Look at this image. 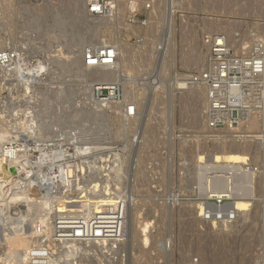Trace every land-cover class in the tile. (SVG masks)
Here are the masks:
<instances>
[{"label":"rangeland","instance_id":"obj_1","mask_svg":"<svg viewBox=\"0 0 264 264\" xmlns=\"http://www.w3.org/2000/svg\"><path fill=\"white\" fill-rule=\"evenodd\" d=\"M119 1L122 19L116 25L109 22L100 24L101 28L98 29L105 30L101 38L95 32V29L98 30V19L86 15V0H0V50L16 52L18 59L15 67L19 65L22 71L38 67L40 63L47 68L46 72L43 69L45 74L43 71L39 72L38 79L28 81L30 88L26 90V80L17 76L16 71L10 75L0 74V130L5 129L9 135H14L16 132L13 131L17 128L39 124L44 127L45 123L44 132L47 135L52 134L51 130L61 128L74 135L84 130L81 134L86 138L90 137L88 140L94 142L90 144L95 145L115 143L124 138L123 125L117 115L118 108H96V104H90L89 88L96 82L92 83V79L88 78L94 75L85 72L86 67L80 68V61L78 63L77 60L85 46L114 41L121 48V65L128 69V73L120 71V74L136 75L139 78L141 70L148 66V55L154 54L155 42L163 31L164 14L172 17L169 42L174 49L175 69L185 74L201 69L206 64V58L200 57L206 55L200 42L203 31L225 32L233 52L241 51L250 31L257 32L264 40V0H136L140 17L148 20L147 27L123 25L127 0ZM147 3H150V7H146ZM138 35L146 38L145 43H133V38ZM187 47L192 54L195 53L193 56ZM190 56L193 58H189ZM186 61H190L189 65ZM200 61L203 62L198 64ZM139 62L143 65L139 66L140 69L135 65ZM170 69L161 68L160 75L170 74ZM34 73L33 77L36 76ZM163 80L165 82L156 91L145 84H135L136 81L128 80L125 83V94L140 98L138 108L145 112L144 120L141 121L145 127L142 131L145 148L153 152L159 145L162 133L151 126L159 125L166 131L169 140V163L164 166L166 188H182L184 196L175 206H168L165 197H137L135 205L140 213L138 219H151L148 231L150 240L146 244H133L128 230L121 260L108 262L100 255L103 248H97L88 254L81 253V259L73 258L71 264H264V141L251 137L229 142L208 141L202 121V93L198 90L176 92L168 89L166 79ZM155 97H160L162 101ZM50 125L51 128L48 127ZM259 129L261 131L263 127L256 128L258 131ZM6 133L0 131V137ZM94 134L97 137L99 135V139ZM7 138H0V141H9V137ZM226 143L228 147L246 149L248 159L247 163L242 164V169L252 174L245 181V187L250 191L241 190L240 194L243 192V195L239 191L229 196L226 195L227 192H222L220 196L216 192L212 194H217V197L234 196L235 198L222 199L220 204L227 203L226 206L238 199L246 200L251 205L246 211L234 214L235 218L231 221H203L196 204L217 203V200L209 199L204 191L207 180H202L201 183L198 181V157L203 158L202 162L212 158L213 153ZM218 167L210 170L209 174L222 176L226 175L227 170L231 172L230 165ZM242 169L233 168L232 172L239 177L240 174L244 175ZM223 180L226 182L227 179L223 177ZM226 184L227 182L221 190L227 191ZM234 185L230 186V190ZM1 206L3 205L0 204ZM208 207L210 210H219L213 206ZM13 209L11 207L8 212L15 218ZM131 209L128 211L130 218ZM1 212L2 207L0 215L3 213ZM23 213L20 216L23 217ZM131 221L130 219V223ZM131 227L132 224L130 229ZM166 240L169 248L163 246ZM0 244V264H13L14 261L6 253L8 250L5 249L4 241ZM61 249L63 248L60 246L54 247L55 254L57 251L60 253ZM66 263V260L60 259L56 264Z\"/></svg>","mask_w":264,"mask_h":264},{"label":"built area","instance_id":"obj_2","mask_svg":"<svg viewBox=\"0 0 264 264\" xmlns=\"http://www.w3.org/2000/svg\"><path fill=\"white\" fill-rule=\"evenodd\" d=\"M146 7H150V3ZM119 11V0H86V15L90 18L105 19L116 25L122 19ZM162 20L163 31L155 42L154 54L148 55L150 62L141 70L139 78L120 74L122 53L114 43L89 45L82 52L85 66L117 71L118 77L114 80L98 81L92 86L89 102L105 108H118L124 138L115 143L94 145L85 135H69L63 128L51 130L52 134L47 135L40 124L17 128L14 135H9L5 129L0 130L8 132L10 138L9 141H0V153L7 154L8 158L19 156L27 172L21 174L26 182L23 180L18 186L25 190L29 202L41 208L40 214L31 216L33 222L26 219L28 216L20 219L24 228H30L37 239L23 253L26 264H48L56 255L55 245L68 242L83 246L95 243L104 247L100 255L108 262L119 261L128 236V211L135 205L136 198L165 197L168 206H175L184 196L182 188H166L164 166L169 163L166 131L159 125L151 126L162 134L156 151L145 148L142 134L145 127L141 124L145 112L138 108L140 98L125 94L126 81H136L135 84H145L156 91L166 79L168 89L176 92L202 91V121L206 128L205 138L210 142L245 138L237 127L264 111V40L257 32L250 31L241 51L233 52L225 32L203 31L200 42L206 54L205 66L186 74L175 66H167L171 68L170 74L161 76L163 62L170 59L166 46L172 34V17L164 14ZM122 22L128 27L148 25L147 18L140 17L136 0H127ZM145 41L141 35L133 38L137 45ZM17 59L16 52L0 50V73L15 74L18 68V73L26 76L20 66L15 67ZM135 65L140 69L142 64ZM224 129L230 130L233 138L219 133ZM231 172L227 170L226 175H222L227 179V191L236 176ZM206 174L204 191L217 203L202 204L201 214L198 212L200 219L231 221L234 214L224 210L227 203H220L222 199L234 196L212 194L209 182H213L216 175ZM12 179L10 177L9 183ZM208 206L219 210H210ZM163 246L170 247L168 240ZM75 255L74 260H79L82 254L77 251Z\"/></svg>","mask_w":264,"mask_h":264},{"label":"bare ground","instance_id":"obj_3","mask_svg":"<svg viewBox=\"0 0 264 264\" xmlns=\"http://www.w3.org/2000/svg\"><path fill=\"white\" fill-rule=\"evenodd\" d=\"M120 2V1H119ZM84 3V2H83ZM84 7V4L82 5ZM83 9V8H82ZM126 9V8H125ZM85 16V14H84ZM108 22L107 20L105 19H98V25L96 26L97 29L98 28H101L100 27V24H103V23H106ZM102 26V25H101ZM227 30V28H226ZM95 32H97L96 34H98V37L101 36H104L103 35V32H105V30H101V29H98L96 30L95 29ZM97 36V35H95ZM109 43H114V45H118V48L120 47L119 44H117L116 42L114 41H108ZM107 42V43H108ZM235 43V42H234ZM234 45V44H233ZM86 47V46H85ZM84 47V48H85ZM167 52L166 54L169 56L170 59L166 60L163 62L162 64V67L166 68L167 66H170V67H174V62H175V59L173 57V53H174V49L172 47V45L170 44V42H168L167 46ZM189 48V47H187ZM193 48V47H192ZM190 49V48H189ZM195 49V48H194ZM193 49V50H194ZM196 50V49H195ZM194 50V51H195ZM191 49L189 50V53L192 54V51ZM195 54V53H194ZM192 54V56L194 55ZM202 53L200 52V55ZM188 55V54H187ZM190 55V54H189ZM188 55V56H189ZM82 56V55H81ZM81 56L78 57V63L80 61V68H84L86 67L85 69V72H88L89 74L91 75H94V77L92 78H88V79H92V83H95V82H98V81H107V80H114L115 78L118 77V74H117V71L116 70H108L106 68H100V67H90V66H85L82 62V58ZM192 56H190L189 58H193ZM197 56V55H196ZM195 56V57H196ZM199 56V55H198ZM184 57V56H183ZM194 57V58H195ZM202 57V59L205 57V56H200ZM185 58V57H184ZM183 58V59H184ZM187 58V57H186ZM188 58V60H189ZM200 59V58H199ZM198 59V61H199ZM75 60V62H76ZM193 60V59H192ZM191 60L192 64H193V61ZM201 60V59H200ZM122 61V60H121ZM194 61H196L194 59ZM55 62V61H54ZM74 62V63H75ZM183 62V61H182ZM187 62V61H186ZM185 62V63H186ZM203 62V61H202ZM201 61L198 62L199 63H202ZM121 63V62H120ZM184 63V62H183ZM188 65L190 63L187 62ZM197 63V62H196ZM194 63V64H196ZM46 64V63H45ZM63 64V63H62ZM37 65V64H36ZM201 65V64H200ZM19 66V65H18ZM76 67L77 69L79 68ZM121 68H122V71L123 72H127L128 73V69L124 66V65H119ZM187 66V64H186ZM197 66V64L195 65ZM203 67V66H202ZM201 67V68H202ZM18 69V68H16ZM21 69V68H20ZM43 69L47 70L46 66H44L43 64L40 63V65H38V67L36 66L35 68H32V69H25L27 70L25 73H26V76L24 75H21L19 74L20 72L18 70H15L16 71V74L17 76H20V78L22 77L23 79L22 80H30L31 79H35V77H38L39 76V72L43 71ZM131 69V68H130ZM22 70V69H21ZM70 70V69H69ZM19 72V73H18ZM34 73V76L32 75V73ZM44 72V71H43ZM1 74V73H0ZM87 74V73H86ZM13 75V74H12ZM86 77V76H85ZM87 78V77H86ZM16 80V79H15ZM24 80V81H25ZM11 82V81H9ZM19 82V81H18ZM29 82H24V90H26L28 87L30 88V83ZM32 82V81H31ZM14 83V81L12 82ZM7 84V83H6ZM11 84V83H10ZM8 86V85H7ZM14 86V85H13ZM17 86H18V83H17ZM28 88V89H29ZM33 88V87H32ZM37 89V88H36ZM87 89V88H86ZM10 90V89H9ZM38 90V89H37ZM89 92H90V95H91V92H92V86L89 88ZM60 91V90H59ZM27 92V91H26ZM34 92H36V90H34ZM62 92V91H61ZM202 93V91H200ZM197 93V92H196ZM199 94V93H198ZM89 95V96H90ZM158 95V94H157ZM156 95V96H157ZM160 95V94H159ZM158 95V96H159ZM196 95V94H195ZM201 98L203 100V94H201ZM32 98V97H31ZM88 98V97H87ZM156 98V97H155ZM160 98V97H159ZM157 99V100H161V99ZM173 98V97H172ZM89 99V98H88ZM162 101V100H161ZM204 102V101H203ZM161 103V102H160ZM91 104V103H90ZM96 104V103H95ZM94 104V106H95ZM15 105V104H14ZM93 105V104H92ZM93 106V107H94ZM22 107V106H21ZM97 107H100L101 108V105L100 104H96V108ZM113 107V106H112ZM20 109V108H19ZM17 110V109H16ZM28 110V109H27ZM29 111V110H28ZM24 115V114H23ZM193 115V114H192ZM191 115V116H192ZM190 116V117H191ZM26 117V116H25ZM193 117V116H192ZM191 119V118H190ZM196 119H198L196 117ZM194 118V120H196ZM47 120V119H46ZM193 120V119H191ZM190 120V121H191ZM193 120V121H194ZM27 122V121H26ZM197 122V121H196ZM9 123V122H8ZM19 123V122H18ZM24 123V122H23ZM31 123V122H30ZM193 123V122H192ZM191 123V125H193ZM260 123L262 126H260ZM13 124V123H12ZM28 124V123H27ZM195 124V123H194ZM10 125V124H9ZM190 126V125H189ZM13 127V126H12ZM18 127V126H17ZM45 123H44V128H45ZM48 127H52V125L48 126ZM47 127V128H48ZM55 127V126H54ZM260 127H263V130L259 131L256 130V128H260ZM15 128V127H14ZM24 128V127H23ZM72 128V127H71ZM82 129V128H81ZM79 128V130H81ZM86 130V128H83ZM88 129V128H87ZM89 130V129H88ZM238 132H241L244 134L245 137H248V138H256V139H261L262 141H264V111L262 113H260V115H256L252 118H249L246 122H243L239 125V127H237ZM256 130V131H255ZM76 131V130H75ZM74 131V133H75ZM84 130H82L81 132H83ZM73 132V131H72ZM81 132H79L81 134ZM88 132V131H86ZM85 132V133H86ZM252 132H257L256 134H252ZM71 134V132H68L67 134ZM78 133V134H79ZM84 133V132H83ZM95 133V132H94ZM219 133H224V136L227 137H231V131L230 130H227V129H224L223 131L219 132ZM248 133L250 135H248ZM69 134V135H70ZM77 134V133H76ZM97 134V133H96ZM94 134V135H96ZM99 134V133H98ZM100 135V134H99ZM98 135V137H100ZM8 135H4L2 134V136L0 138H3V137H7ZM92 136V135H91ZM97 137V135H96ZM97 137V138H98ZM88 138V137H87ZM90 138V137H89ZM93 138V137H92ZM101 138H103L101 136ZM233 138V137H231ZM8 139V138H7ZM10 139V138H9ZM91 139V138H90ZM99 139V138H98ZM104 140V139H103ZM2 141V140H1ZM89 141V140H88ZM90 142V141H89ZM101 142V141H100ZM99 142V143H100ZM90 143H94V142H90ZM95 143L98 144L95 140ZM103 144V143H102ZM220 144V143H219ZM228 143L225 144H222V148L216 152L213 153L212 155V158H208L207 160H204L202 162V157L199 156L198 157V160H199V166L198 167V181L201 183L202 180H207V172H209L210 170H212L213 168L216 169L218 166H222V165H225L226 166H231V171L233 168H236V169H242L243 165L242 164H245L247 163V153H246V149L243 148V147H228L227 146ZM95 145V144H94ZM236 145H239V144H236ZM18 155L16 154L13 158H8L7 157V154H4V153H0V201L3 206L2 207V214L0 215V242L1 241H4V245H6L5 249L7 248L8 252L6 251L8 257L14 261L13 264H26L25 261H24V252L30 248L33 244L36 243L37 239L35 238V234H33V232L30 230V228H27L25 229L23 224L20 222V219H23L24 216H28L26 217V219L28 220H31V222H33V216L34 217L38 214H40L41 212V208L39 206H37L34 202L30 201L29 202V198L26 197V193H25V190L23 188H21L20 186L18 185H21V183H23V180H24V183L26 182L25 181V178L23 177V174L24 172H27L24 164L22 163L21 159L19 160L18 159ZM198 162V161H197ZM202 162V164H201ZM8 166V167H7ZM218 167V168H219ZM11 168H14L15 170L13 171V169ZM222 168V167H220ZM230 168H227V169H230ZM226 170V168H225ZM246 170V169H245ZM239 171V170H238ZM241 171V170H240ZM243 171V174H240V176L236 177L235 179V187L232 188V190L230 191H225V190H221V188L225 185V180H223V177L220 175H216L212 181L209 182V187L211 188V192H216L218 193V196H220V194L222 192H227L226 195L229 196L231 193L232 194H235L239 191V194L241 192V190H244L243 192H249L250 190L245 187V184H246V179L251 176V172L250 171H244V169H242ZM13 178L11 183H9V179ZM225 179V178H224ZM250 179V178H249ZM14 180V181H13ZM246 181V182H245ZM250 182V180H248ZM198 182V183H199ZM248 182V183H249ZM244 183V184H243ZM230 184V183H229ZM206 185V184H205ZM227 185V184H226ZM249 185V184H248ZM200 186V185H199ZM19 187V188H18ZM206 187V186H205ZM226 189H227V186H225ZM224 187V188H225ZM250 187V186H249ZM204 188V187H203ZM202 188V189H203ZM223 188V189H224ZM231 188V187H230ZM252 191V190H251ZM241 193L240 195H243L244 193ZM249 194V193H248ZM217 195V194H216ZM250 195V194H249ZM250 202L246 201V200H243V199H238L236 200L234 203L232 204H229L228 206H226L227 208H224L225 210H227L228 212L232 213V214H236V213H241L243 211H246L248 209V207H250L251 204H249ZM196 208L199 209V212H202V209H203V205L201 203H197L196 204ZM0 207V208H1ZM13 207L15 209V218H12L9 214L10 212L9 209ZM19 207L21 208L20 210ZM132 211H131V218L129 216V212H128V230L130 231L131 233V243L133 244H146L148 240H150L148 237H149V234H148V231L150 230V225H151V219L148 218V217H145L143 219H138V215L140 214L139 213V209L136 207V205H133L131 207ZM13 209V210H14ZM12 210V211H13ZM21 212H24L23 214V217L20 216V213ZM12 213V212H11ZM142 218V217H141ZM130 219L132 220L131 223H130ZM212 221V220H211ZM226 221V220H225ZM224 221V222H225ZM30 222V223H31ZM154 223V222H153ZM130 224H132V227L130 229ZM7 226V228H5ZM151 233V232H150ZM151 236V235H150ZM130 239V237H128ZM127 242V240H126ZM149 243V242H148ZM3 244V243H2ZM132 244V245H133ZM1 245V244H0ZM62 247L63 249H61L60 253H56V255L51 259V261L48 263V264H56L60 259L61 260H66V262L68 264H71V260L76 256V252L77 251H80L81 253L84 254H88L89 251H95L97 248H104L102 246H99L95 243H88L87 245L83 246V245H79V244H74V243H62V244H56L55 247ZM123 246V245H122ZM135 246V245H134ZM144 246V245H143ZM139 247V246H138ZM3 250V249H2ZM1 251V250H0ZM3 254V252H2ZM7 255H4V256H7ZM93 255V254H92ZM1 256V254H0ZM1 258V257H0ZM8 258V259H9ZM4 259V258H3ZM81 259V258H80ZM95 259V258H94ZM99 259V258H98ZM5 260V259H4ZM84 260V259H83ZM101 260V259H100ZM89 261V259H88ZM9 262V261H8ZM66 263V264H67ZM83 263V262H82ZM92 263V262H91Z\"/></svg>","mask_w":264,"mask_h":264}]
</instances>
